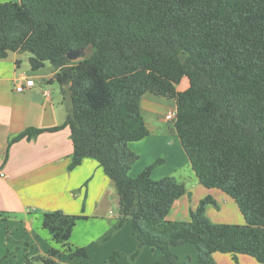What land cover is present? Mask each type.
I'll return each mask as SVG.
<instances>
[{
	"label": "trees",
	"instance_id": "1",
	"mask_svg": "<svg viewBox=\"0 0 264 264\" xmlns=\"http://www.w3.org/2000/svg\"><path fill=\"white\" fill-rule=\"evenodd\" d=\"M80 49L78 59L67 57ZM9 51L29 53L33 69L51 63L70 102L61 125L26 128L11 142L68 127V169L92 158L114 183L113 230L130 220L137 238L131 258L149 246L161 251L154 264H174L170 248L191 243L197 264H217L214 252L264 264V0L3 1L0 58ZM183 78L188 85L178 90ZM147 91L175 98L174 130L191 169L204 187L235 201L244 224L210 221L206 207L217 204L209 194L188 220L168 219L186 187L171 175L152 178L161 158L129 175L138 159L129 142L148 134L140 109ZM81 218L60 209L43 213V228L70 258L87 255L69 242ZM59 252L27 253L22 264H59Z\"/></svg>",
	"mask_w": 264,
	"mask_h": 264
},
{
	"label": "crops",
	"instance_id": "2",
	"mask_svg": "<svg viewBox=\"0 0 264 264\" xmlns=\"http://www.w3.org/2000/svg\"><path fill=\"white\" fill-rule=\"evenodd\" d=\"M29 57L27 52L9 51L5 58H0V220L6 219L8 223L15 224L16 229L22 227L26 231L30 239L28 244L37 246L29 249L30 253L48 254L50 246L57 243L42 226L44 212L60 209L67 214L86 216L77 222L94 219L101 221V224L97 222L99 226L104 220L112 224L119 216V195L95 159L85 158L72 170L68 169L73 149L68 127L11 142L26 128L61 125L70 106L68 95L64 96L61 85L53 80L55 69L51 63L45 62L42 67L33 69ZM27 78L33 79L34 85L16 91L14 82ZM187 85V79L183 78L177 89L182 90ZM140 109L148 134L129 142V148L138 154V159L128 173L134 177L145 166L161 158L163 161L152 169V178L171 175L185 185L186 193L174 201L167 218L188 220L189 210L209 194L217 204V207L212 204L206 207L210 221L244 224L235 201L220 189L204 187L191 169L173 121L165 118L169 110L176 109L175 98L147 91L141 97ZM189 168L192 172L184 175L183 169L188 171ZM192 191L195 195L190 202ZM222 202L228 207L226 213L220 212ZM133 234L126 240L131 247L136 242ZM19 235L18 239L25 238ZM40 236H43L41 241ZM74 236L75 227L70 237L75 242ZM69 242L76 246L70 239ZM190 244L173 248L189 247L191 256L198 257L197 249L186 246ZM233 256L231 253H213L217 264H261L247 254L237 253L236 259Z\"/></svg>",
	"mask_w": 264,
	"mask_h": 264
},
{
	"label": "rangeland",
	"instance_id": "3",
	"mask_svg": "<svg viewBox=\"0 0 264 264\" xmlns=\"http://www.w3.org/2000/svg\"><path fill=\"white\" fill-rule=\"evenodd\" d=\"M3 1L9 0H0V2ZM183 170L184 175H189V172H192L190 168L188 171L185 169ZM192 175L194 176L193 173ZM73 192L76 193L78 190H73ZM192 192L193 195L189 199L190 202L195 195L194 191ZM220 206V212L223 211L226 213L228 207L223 202L220 203ZM82 207L84 209V206ZM213 209L216 210L215 208ZM89 220L90 221H76L74 225L76 234V237L74 236L75 242L70 238V241L76 246L85 248L87 253L86 257L75 256L74 258H70L68 252L62 250L58 244H54L50 247L59 249V255L56 257L59 264H110L109 261L113 254H116L117 264H154V261L161 255L158 249H151L149 246H143L138 254L134 258H131L134 251L137 249V239L133 234L130 221L128 223L125 222L118 230H113V224L116 221L109 224L107 220H104L102 221V226H99L97 224L101 221H95L94 219ZM44 230L47 232L46 229ZM19 233L25 237L23 240H20L22 238L18 239L20 236ZM130 234H133L136 241L132 247L126 243L127 237H129ZM106 235L109 236L105 238ZM28 239L29 237L22 227L16 229L15 224L8 223L6 219L0 220V264H22L24 256L30 253L29 249L31 250L32 247H37L35 244H28L30 240ZM39 240H43V236H40ZM186 246H190L193 250H196L193 244ZM177 248H170L171 251L178 255V259L174 264H180L184 261H190L193 264L197 263L198 257L191 256L192 252L189 250V247L188 249H184L187 247L182 246ZM34 254V252L30 253V255ZM154 256L157 257L153 258Z\"/></svg>",
	"mask_w": 264,
	"mask_h": 264
},
{
	"label": "built area",
	"instance_id": "4",
	"mask_svg": "<svg viewBox=\"0 0 264 264\" xmlns=\"http://www.w3.org/2000/svg\"><path fill=\"white\" fill-rule=\"evenodd\" d=\"M34 85V80L31 78H27L24 81L17 80L14 82V89L16 91H22L25 87H31ZM176 109L169 110L167 114H165V118L167 120H174Z\"/></svg>",
	"mask_w": 264,
	"mask_h": 264
},
{
	"label": "water",
	"instance_id": "5",
	"mask_svg": "<svg viewBox=\"0 0 264 264\" xmlns=\"http://www.w3.org/2000/svg\"><path fill=\"white\" fill-rule=\"evenodd\" d=\"M83 54V50H72L67 53V57L70 60H76Z\"/></svg>",
	"mask_w": 264,
	"mask_h": 264
}]
</instances>
